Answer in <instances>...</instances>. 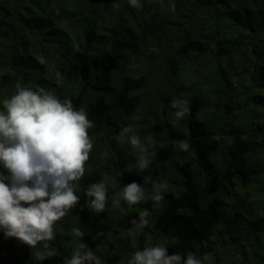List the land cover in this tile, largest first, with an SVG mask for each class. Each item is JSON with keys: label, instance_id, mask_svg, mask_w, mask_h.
Returning a JSON list of instances; mask_svg holds the SVG:
<instances>
[{"label": "trees", "instance_id": "16d2710c", "mask_svg": "<svg viewBox=\"0 0 264 264\" xmlns=\"http://www.w3.org/2000/svg\"><path fill=\"white\" fill-rule=\"evenodd\" d=\"M138 2L139 8L129 0H0V111L19 82L83 107L94 124L90 137L118 133L123 116L146 104L155 74L145 59L137 70L131 63L156 38L160 49L166 46L169 75L176 76L158 104L149 105L157 157L138 175L133 151L112 147L109 161L119 185L104 183L108 202L132 181L151 195L142 177L162 182L173 169L179 181L170 183L180 190H168L156 207L150 200L131 208L122 202L124 210H114L110 248L121 255L128 250L130 221L148 209L155 210L154 231L173 237L169 255L191 251L202 264L206 255L213 264H264V0ZM182 76L192 88L180 82ZM173 99L188 101L191 110L174 129L167 120L176 118ZM223 137L229 142L223 144ZM179 140L190 144L192 162L181 161ZM94 155L92 150L79 181L84 195L89 185L102 182L90 171ZM70 212L73 219L79 211ZM89 217L93 234L104 219L113 221L105 212ZM74 223L54 225L50 244L63 259L80 239L71 232ZM82 241L101 257L85 234ZM17 246L0 232V264H27L25 253L16 257Z\"/></svg>", "mask_w": 264, "mask_h": 264}, {"label": "clouds", "instance_id": "9594fccd", "mask_svg": "<svg viewBox=\"0 0 264 264\" xmlns=\"http://www.w3.org/2000/svg\"><path fill=\"white\" fill-rule=\"evenodd\" d=\"M130 6L139 8L138 0H129ZM113 7L118 8V4ZM171 108L177 119L190 113L188 101L173 99ZM0 111V232L8 239L35 250L38 260H45L58 253L51 247L55 239L54 225L62 221L80 203L76 194L79 181L84 177L86 162L94 147L89 130L94 127L83 107L77 108L69 99L61 100L44 87L16 85V93L3 100ZM121 141H127L136 157L137 174L145 172L157 157L156 141L152 135L143 140L131 127H123ZM183 151L190 149L187 141H179ZM144 184H151L153 193L132 181L113 195L112 207L123 211L122 202L134 205L153 202V207L164 200L168 191L167 181H154L151 175L143 176ZM86 195L91 198L88 206L92 212L103 213L108 205V188L104 182L88 186ZM148 209L139 218L130 221L132 227L126 235L133 237L147 227ZM74 237L80 238L78 247L63 264H103L82 239L84 232L72 228ZM97 232L93 241L103 236ZM42 245L43 251L39 250ZM128 264H202L191 251L182 255H169L166 246L157 244L136 251Z\"/></svg>", "mask_w": 264, "mask_h": 264}, {"label": "rangeland", "instance_id": "374dc122", "mask_svg": "<svg viewBox=\"0 0 264 264\" xmlns=\"http://www.w3.org/2000/svg\"><path fill=\"white\" fill-rule=\"evenodd\" d=\"M160 43L156 38H154L153 41L150 42V45L147 47L142 48V52L138 55L132 58L131 66L133 69L137 70L142 67V62L144 59L148 62L149 67H151V71L155 74L151 79V84L149 86V89L146 91V104L140 105L136 111L133 113L123 116L122 121L120 122V129L118 133H108V130L106 131L107 134H104L101 138H95L91 137L94 141V147L93 150L95 152L94 159H93V167L90 169L91 172L96 171L99 173L103 178L101 179L102 182L108 183L111 189L115 188L116 185H119L116 181L115 174H112V170L114 169L111 166V163L109 161L110 153L112 150V147H114L117 150L122 149H131V145L125 140L121 141L119 133L123 127H131L133 131L143 140L146 136L154 134L155 130L152 129V117H151V105H157L160 97L162 94L166 91L168 87V83H170L171 80L176 79L175 75H169V70L164 65V58L165 53L164 48L166 46H162L160 49ZM142 71H145L143 68ZM186 77L182 76L180 78V82H183L184 85L191 87L188 82L186 81ZM264 93V90L261 91V94ZM159 121V124L163 125L165 122V119L160 117L157 118ZM168 123L171 124L172 128H180L179 120L177 118H174L170 115V118L167 119ZM161 132V131H160ZM223 144H226L229 142V139L226 137H223ZM184 141V140H179ZM176 147L178 149V152H185V154L182 156L181 161L190 163L193 161V156L190 154V152L183 151L178 147V144L176 143ZM109 175H106V174ZM111 173V174H110ZM118 175V174H117ZM168 178H166L164 181H167V183L170 184L168 187L169 191H172L173 193H177L180 190V187L177 186L174 183H170L171 181H176L179 177L176 178L175 172L173 169H171L168 172ZM81 186L79 184V188L76 192V194L80 197V203L75 208L77 211L83 213V220L81 219V223L78 221V214L79 212H75L73 214V219L68 218L67 216L60 221L61 223H66L68 226L71 224V220L74 223L76 222V227L79 228L81 231L84 232V234L87 236V240L89 243L92 244L93 249H95V252L99 254L102 258V260L107 262V264H128V261L131 259L132 255L134 254L136 249H138V246L142 245L143 248L149 247V246H155L157 244H161L163 246H166L168 243L173 242V237L171 234L167 235H158L156 231L153 229V217L155 210H149V223L147 227H145L141 232L136 234L133 237H130V244L128 247V250L125 251L123 255L120 254V251L113 250L110 248L111 240H112V230L116 229V217L117 214H114V212L118 213L116 208L112 207V202H108V205L105 209V215L106 217L108 215H113V221L112 223H109V219H104L102 221V226L99 228L96 227V233L97 232H103L104 235L93 241V237L96 236V233H92V229L89 225L90 217L89 215H96V213L92 212L91 209L88 206L89 197L84 194H82ZM87 192V191H86ZM72 214V212H70ZM140 213L138 214L139 218ZM77 217V219H76ZM137 218V219H138ZM70 222V224H69ZM121 238L124 237L122 233L120 234ZM84 238V237H83ZM83 242V241H82ZM125 242V241H124ZM80 243V239H77V246H74L72 250H70V256L72 252L78 247ZM116 244V243H115ZM112 246V244H111ZM115 246V245H113ZM142 248V250H143ZM28 249V250H27ZM112 249V250H111ZM39 250H41V247H39ZM43 251V250H41ZM35 250H31L26 246L20 245L18 242V246L16 249V257H21L24 255L27 256V264H61V261L63 259V253L58 250L57 255L45 259L43 261L38 260L34 255ZM119 259V260H117ZM203 264H213L212 258L208 257L207 255L204 257V263Z\"/></svg>", "mask_w": 264, "mask_h": 264}]
</instances>
